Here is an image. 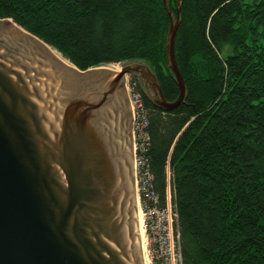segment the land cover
Wrapping results in <instances>:
<instances>
[{
    "label": "trees",
    "instance_id": "16d2710c",
    "mask_svg": "<svg viewBox=\"0 0 264 264\" xmlns=\"http://www.w3.org/2000/svg\"><path fill=\"white\" fill-rule=\"evenodd\" d=\"M0 17L80 69L141 59L166 99L178 94L163 0H0ZM173 53L176 107L133 80L147 118L141 208L169 203L179 264H264V0H180Z\"/></svg>",
    "mask_w": 264,
    "mask_h": 264
},
{
    "label": "water",
    "instance_id": "95a60500",
    "mask_svg": "<svg viewBox=\"0 0 264 264\" xmlns=\"http://www.w3.org/2000/svg\"><path fill=\"white\" fill-rule=\"evenodd\" d=\"M168 14L166 99L141 59L76 67L9 17H0V264H142L136 230L125 75L171 110L183 99Z\"/></svg>",
    "mask_w": 264,
    "mask_h": 264
},
{
    "label": "rangeland",
    "instance_id": "374dc122",
    "mask_svg": "<svg viewBox=\"0 0 264 264\" xmlns=\"http://www.w3.org/2000/svg\"><path fill=\"white\" fill-rule=\"evenodd\" d=\"M119 63L120 62L108 63L105 65L117 69L119 67ZM125 78H128V74L125 75ZM125 91H126V86H125ZM131 150H132V143H131ZM135 169L136 168H134L133 150H132L133 191H134V195H136L138 198L139 206L143 216V229H144V236L146 237V238L144 237L143 244L145 248L144 254L147 258V264H155L154 258H160L161 256L164 259L163 262H165L166 264H179L173 246L172 229H171V220H172L171 209H170L169 224L167 219V213L165 211L156 210L148 214L146 217V213H144L145 211H143L141 208L139 193H138L140 186L144 184L143 173H137L135 172ZM146 219L149 220L148 223H145ZM147 226H148V230H147ZM171 245H172V252L170 253Z\"/></svg>",
    "mask_w": 264,
    "mask_h": 264
},
{
    "label": "built area",
    "instance_id": "2783aa9c",
    "mask_svg": "<svg viewBox=\"0 0 264 264\" xmlns=\"http://www.w3.org/2000/svg\"><path fill=\"white\" fill-rule=\"evenodd\" d=\"M134 79L130 80L126 85V93L130 105V115H131V121H130V132H131V143H132V150H133V161H134V168L135 172H140V164H141V157L140 154L137 152V149H142L143 145L147 141V131H146V124H147V118L145 115V109L141 101V96L139 91L134 86ZM130 83V84H129ZM142 187V186H140ZM152 199L154 200V197L152 194H150ZM158 209L154 207H149L145 210L144 213H146V217L148 214L156 211ZM160 211H165L167 213V219L169 224L170 219V206L169 203L166 204V206L163 209H160ZM145 221H148L146 219ZM149 226V224H148ZM170 228V227H169ZM172 252V245L170 246V253Z\"/></svg>",
    "mask_w": 264,
    "mask_h": 264
},
{
    "label": "bare ground",
    "instance_id": "6f19581e",
    "mask_svg": "<svg viewBox=\"0 0 264 264\" xmlns=\"http://www.w3.org/2000/svg\"><path fill=\"white\" fill-rule=\"evenodd\" d=\"M52 51H54L60 58L64 59L60 53H58L55 49L52 48ZM65 60V59H64ZM67 61V60H65ZM135 204H136V212H135V217H136V230H137V236H138V241H139V246H140V253L142 257V264H147V258L144 254L145 248L143 244L144 240V229H143V216H142V211L139 206L138 198L135 195ZM146 238V237H145Z\"/></svg>",
    "mask_w": 264,
    "mask_h": 264
},
{
    "label": "flooded vegetation",
    "instance_id": "af4514ba",
    "mask_svg": "<svg viewBox=\"0 0 264 264\" xmlns=\"http://www.w3.org/2000/svg\"><path fill=\"white\" fill-rule=\"evenodd\" d=\"M132 79H137V78L131 75H128V78H124V81H123L124 90H125V86L127 85V83L130 82V80ZM125 95H126V91H125ZM126 98H127V95H126ZM127 101H128V98H127ZM128 105H129V102H128ZM129 109H130V105H129Z\"/></svg>",
    "mask_w": 264,
    "mask_h": 264
}]
</instances>
